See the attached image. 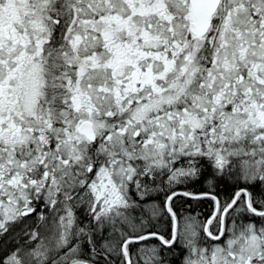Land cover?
I'll use <instances>...</instances> for the list:
<instances>
[{
    "label": "snow or ice",
    "instance_id": "obj_1",
    "mask_svg": "<svg viewBox=\"0 0 264 264\" xmlns=\"http://www.w3.org/2000/svg\"><path fill=\"white\" fill-rule=\"evenodd\" d=\"M0 264H264V0H0Z\"/></svg>",
    "mask_w": 264,
    "mask_h": 264
}]
</instances>
